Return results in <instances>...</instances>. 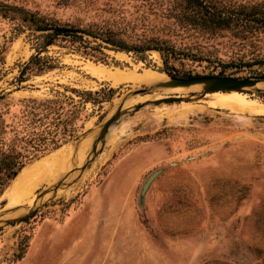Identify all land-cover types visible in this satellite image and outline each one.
<instances>
[{
    "label": "rangeland",
    "instance_id": "rangeland-1",
    "mask_svg": "<svg viewBox=\"0 0 264 264\" xmlns=\"http://www.w3.org/2000/svg\"><path fill=\"white\" fill-rule=\"evenodd\" d=\"M0 1L62 25H103L129 41L166 38L180 53L172 63L177 76L264 73V29L177 32L156 0ZM34 40L19 21L0 16V92L7 93L0 121L11 122L24 98H72L86 117L77 138L25 163L47 156L34 165L23 190L31 191L30 198L10 206L0 196V264H264L262 106L212 107L222 91L204 93L198 84L185 91L112 85L92 77L86 65L165 74L159 53L104 48L107 56L95 59L65 40L40 53L52 59L53 69L17 85L20 65L35 53ZM107 87L115 91L101 105L84 102L73 90ZM141 88L144 93H135ZM240 92L264 103V87ZM164 97L180 100L152 103ZM120 106L119 118L98 139Z\"/></svg>",
    "mask_w": 264,
    "mask_h": 264
},
{
    "label": "trees",
    "instance_id": "trees-1",
    "mask_svg": "<svg viewBox=\"0 0 264 264\" xmlns=\"http://www.w3.org/2000/svg\"><path fill=\"white\" fill-rule=\"evenodd\" d=\"M155 5L162 9L169 20V28H174L177 32L214 33L232 27L264 29V1L242 3L237 0H156ZM0 16L19 21L24 28L32 31L35 39V53L20 65L15 80L17 85L32 75H40L56 66L51 58L41 56L40 53L59 40L67 41L72 49L95 59L107 56L104 48L138 55L154 50L161 57L163 70L169 76H177L172 63L179 58L180 53L175 44L166 38L148 37L129 41L120 32L103 25H62L36 11L2 1ZM3 61L4 46H1L0 64ZM73 90L83 97L84 102L99 105L111 99L115 91L111 87L95 91ZM6 97L7 93L0 92V103ZM19 102L20 110L14 119L7 124L0 121V196L8 198L7 204L13 200L17 190L23 192L37 166L34 165L47 156L24 167L25 163L77 138L78 131L83 127V122L80 121L86 117L85 110L76 105L72 98H24ZM4 105L7 103L4 102Z\"/></svg>",
    "mask_w": 264,
    "mask_h": 264
},
{
    "label": "bare ground",
    "instance_id": "bare-ground-1",
    "mask_svg": "<svg viewBox=\"0 0 264 264\" xmlns=\"http://www.w3.org/2000/svg\"><path fill=\"white\" fill-rule=\"evenodd\" d=\"M155 53H157V52H155ZM85 69L95 79L105 80V81L111 83L112 85H120V84H123L125 82H133L136 84L140 83V84H146V85L153 86V85H158L159 83H161L163 81H166L168 78L167 75L164 73L157 74V73L150 72V71H147L145 73H141V72H137V71H125L122 69H109V68L105 67L104 65H97V64H94L92 62H89L86 65ZM255 86L256 87H264V82H262V81L258 82V83H256ZM163 89H166V88H163ZM173 89L177 90V91L178 90L185 91L184 88L181 86L180 87H174ZM217 92H221V91H217ZM239 93H241V94H239ZM219 94H223V95H220L218 97L214 96L216 98H213V100L209 103V104H211L212 107H221V108L224 107V108H229V109L237 110V111L243 110V109L254 111V108H256L258 106H262L264 108V103H261L257 100H255V101L247 100V97L245 95H242V94H245L243 92L230 91V92H222ZM150 96H152V94ZM155 96H157V94ZM173 117H174V115H173ZM51 166H49V168ZM46 168H48V167H46ZM49 177H51V176H49ZM53 177L54 178L56 177V172L55 173L53 172ZM40 179L38 181H40ZM37 187H38L37 185L33 184L30 188L36 189ZM31 195H33L31 193V191L26 190L25 192L22 193V198H21L18 195V190H17V194L15 195L13 200L8 205H10V206L16 205L18 202H20V200L21 201L27 200L28 198H30ZM3 214H5V213H3ZM4 217H5V215H4Z\"/></svg>",
    "mask_w": 264,
    "mask_h": 264
},
{
    "label": "water",
    "instance_id": "water-1",
    "mask_svg": "<svg viewBox=\"0 0 264 264\" xmlns=\"http://www.w3.org/2000/svg\"><path fill=\"white\" fill-rule=\"evenodd\" d=\"M166 74V73H165ZM167 75V80L159 83L158 85H153L156 88H173V87H187L190 85H201L204 93L207 92H229V91H243L248 87H254L258 82H264V73L248 75L244 77L238 76H228V75H188V76H169ZM146 89H137L135 93H144ZM179 97H164L161 99H155L152 101L153 104L159 103H172L174 101H179ZM142 104L137 105L139 108ZM121 114V106L118 107L113 115H111L102 125L98 139H103L109 131V127L112 123L117 121ZM160 169L153 171L142 187V195L145 193L149 183L158 174Z\"/></svg>",
    "mask_w": 264,
    "mask_h": 264
}]
</instances>
